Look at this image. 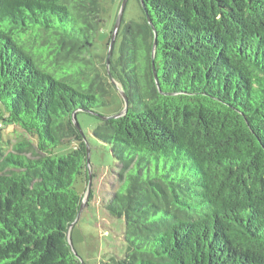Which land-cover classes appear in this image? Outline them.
Here are the masks:
<instances>
[{
    "label": "trees",
    "instance_id": "16d2710c",
    "mask_svg": "<svg viewBox=\"0 0 264 264\" xmlns=\"http://www.w3.org/2000/svg\"><path fill=\"white\" fill-rule=\"evenodd\" d=\"M102 1L0 0V124L38 139L0 143V264H85L68 234L94 177L80 113L124 176L110 264H264V0H140L115 64L90 55ZM115 82L119 118L102 113L125 108Z\"/></svg>",
    "mask_w": 264,
    "mask_h": 264
},
{
    "label": "rangeland",
    "instance_id": "374dc122",
    "mask_svg": "<svg viewBox=\"0 0 264 264\" xmlns=\"http://www.w3.org/2000/svg\"><path fill=\"white\" fill-rule=\"evenodd\" d=\"M121 3L122 0L102 1L105 22L95 37L90 55L99 60L104 59L103 64H106V60L109 58V44L122 7ZM143 18L144 13L140 0H127L123 26L130 22H142ZM122 29L121 26L119 33L122 32ZM116 41L115 50L111 57L113 64L118 59L122 36L119 35ZM104 69L102 68L103 73ZM114 85L117 87V91L121 88L117 82ZM113 96L116 106L103 110L102 113L105 115H112L117 113L119 109L121 111L124 109V104L118 105L121 101L119 96ZM78 121L90 147V167L94 177L89 185L82 187L84 201L88 206L84 207L80 219L71 229L70 236L75 251L85 264H110L113 257L125 255L126 246L123 242V233L126 226L124 219L110 216L104 207V202L113 197L114 192L122 184L124 176H122L121 166L116 165L111 148L99 142L93 135L99 121L85 113L78 115ZM24 138L28 139L34 147H37L38 139L29 135L21 127H14L10 123L0 124V143L5 141L14 144ZM74 149L75 143H70L57 147L52 153L55 156H64L72 153ZM91 193L92 199L90 200Z\"/></svg>",
    "mask_w": 264,
    "mask_h": 264
},
{
    "label": "water",
    "instance_id": "95a60500",
    "mask_svg": "<svg viewBox=\"0 0 264 264\" xmlns=\"http://www.w3.org/2000/svg\"><path fill=\"white\" fill-rule=\"evenodd\" d=\"M126 4H127V0H124L123 1V4H122V7L120 9V13L118 15V18H117V22H116V25H115V28L112 32V37H111V40H110V44H109V58H108V61L109 59L112 57L113 55V51H114V47H115V44H116V39L119 35V30L122 26V21H123V16H124V13H125V8H126ZM149 23H151V20L149 19ZM156 44L155 43V48H156ZM108 71H109V66L107 67ZM119 91L124 99V102H125V108L122 112H120L119 114L113 116L112 118H119V117H122L124 116L126 113H127V110H128V105H129V100H128V97L127 95L123 92L122 89L119 88ZM75 117V116H74ZM75 120V119H74ZM75 124L79 127V124L78 122L75 120ZM90 162V149L88 148V163ZM85 201L83 202L82 206H81V209L79 211V214H78V217L75 221V223L73 225L70 226L69 228V244L70 246L72 247V250L74 251L75 254H77V252L75 251L74 249V246H73V243H72V240H71V236H70V232H71V229L73 228V226L76 224V222H78V220L80 219L81 217V214L83 213V210H84V207H85ZM78 255V254H77Z\"/></svg>",
    "mask_w": 264,
    "mask_h": 264
}]
</instances>
